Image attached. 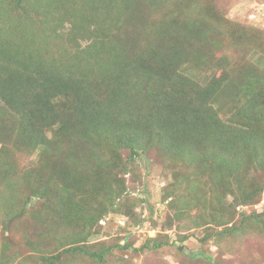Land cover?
<instances>
[{"label":"trees","instance_id":"16d2710c","mask_svg":"<svg viewBox=\"0 0 264 264\" xmlns=\"http://www.w3.org/2000/svg\"><path fill=\"white\" fill-rule=\"evenodd\" d=\"M230 24L204 0H0V264H107L129 249L88 239L143 155L176 173V198L201 196L223 227L204 221L206 236H264V211L236 210L264 189V67L232 56L264 53V31L244 40Z\"/></svg>","mask_w":264,"mask_h":264},{"label":"rangeland","instance_id":"374dc122","mask_svg":"<svg viewBox=\"0 0 264 264\" xmlns=\"http://www.w3.org/2000/svg\"><path fill=\"white\" fill-rule=\"evenodd\" d=\"M204 1L208 2L210 8L215 9L216 16L231 22L230 27L226 29L232 31V35H241L245 40V29L264 31V0ZM240 27H244L242 33L237 32L241 30ZM234 52L232 56H235V59L264 67V53L258 49ZM181 69L184 72L185 68ZM185 74L194 79L201 76L192 70ZM211 76L212 73H207L200 80V84H205ZM15 154L17 155V152ZM34 157L35 155L20 152L18 159L22 161V165L28 166V162H33ZM151 157L143 155L137 158L123 177L127 187L126 193L131 199L128 197V200H118V213L108 212L92 229L89 243L130 245L125 251L115 245L107 264H264V236L257 235L253 229L252 232L223 235L224 238L218 239L206 236L208 231L204 221L214 230L220 231L223 227L211 223L207 219L210 216L208 212L201 214V196L196 195L193 198V194L185 193L186 195L182 194L176 198L173 192H169L170 185L175 182L173 177L176 173L172 175L162 161L158 162ZM250 179L245 176L247 183ZM202 187L200 185V188ZM190 202L193 205L189 207ZM261 202H264V189L258 203L238 206L236 210L248 214L254 211L260 213L264 211ZM224 205L227 209L232 207L231 196L226 197ZM190 208H198L200 215L194 213L195 210L190 211ZM220 214L224 215L219 211L215 212L216 218H219ZM37 224L34 219L30 220L31 227H36ZM147 238H157L160 243H168L156 250L136 251Z\"/></svg>","mask_w":264,"mask_h":264},{"label":"built area","instance_id":"2783aa9c","mask_svg":"<svg viewBox=\"0 0 264 264\" xmlns=\"http://www.w3.org/2000/svg\"><path fill=\"white\" fill-rule=\"evenodd\" d=\"M260 205H263L264 206V202H261ZM255 208H256V206H255Z\"/></svg>","mask_w":264,"mask_h":264},{"label":"water","instance_id":"95a60500","mask_svg":"<svg viewBox=\"0 0 264 264\" xmlns=\"http://www.w3.org/2000/svg\"><path fill=\"white\" fill-rule=\"evenodd\" d=\"M150 211H151V214H152L153 213L152 209H150Z\"/></svg>","mask_w":264,"mask_h":264}]
</instances>
